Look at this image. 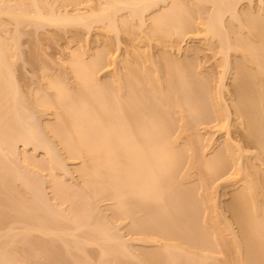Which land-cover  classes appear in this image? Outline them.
I'll list each match as a JSON object with an SVG mask.
<instances>
[{"label":"bare ground","instance_id":"6f19581e","mask_svg":"<svg viewBox=\"0 0 264 264\" xmlns=\"http://www.w3.org/2000/svg\"><path fill=\"white\" fill-rule=\"evenodd\" d=\"M93 2L0 0V153H19L11 160L22 162L10 170L0 154V264H264V0ZM95 26L106 38L94 45L75 33L76 44L50 69L41 35L51 27L89 34ZM43 27L48 32L38 33ZM198 31L216 46L213 71L194 57L198 49L190 47L193 56L181 45ZM28 32L41 35L31 34L20 54ZM123 35L129 41L120 54L114 44ZM22 59L47 64H34L42 71L36 90L19 82ZM212 122L214 130L238 129L253 151L229 136L214 147L201 133ZM19 142L43 149L42 168L57 190L58 180L76 173L80 198L92 201L83 202L90 217L71 210L72 179L59 185L71 194L57 193L71 202L46 182L56 200L44 199L45 177L34 178L42 191L30 176L42 161L24 147L23 154ZM217 180L232 188L224 207Z\"/></svg>","mask_w":264,"mask_h":264},{"label":"rangeland","instance_id":"374dc122","mask_svg":"<svg viewBox=\"0 0 264 264\" xmlns=\"http://www.w3.org/2000/svg\"><path fill=\"white\" fill-rule=\"evenodd\" d=\"M95 1H96V0H94L93 3H95ZM97 2H98V1H97ZM96 4H97V3H96ZM243 5H245V4H244V1H242L241 3H239V7L242 8ZM8 27H11V28L13 29V25H12V26L9 25ZM11 28L9 29V32H10ZM28 28H29V27H28ZM49 28H50V27H49ZM51 28H52V27H51ZM51 28L48 29V27H45V30H46V31H44V27H43V30L40 28L41 30H39L38 33H40V31L48 32V30H51L52 32H51V31H50V32L53 33V32L55 31L56 28L54 29V27H53V30H52ZM47 29H48V30H47ZM68 29H70V27H69ZM74 29H75V30H74ZM74 29H73L72 27H71V29L68 30V31H67V29H62L61 31H63V32H61L60 29H58V30L60 31V34H58V32H57V30H56V31H55L56 33L54 32V34H52V36H54L56 39H55L54 37H50L51 40H49V41H48V39H50V38H49L50 35H47V34H50V32H49V33H46V34H44V35H41V34H40L41 36H43V37H41L42 39H40V38H39V39H40L41 42L43 43L42 47H44L43 50H44V52H45V54L43 53V55H45V57H46V58H45V57H42V58L45 59V62H46L49 66H50V64H51L50 69H52V68L55 67V66H56L55 68H57V65H58L60 62H62V59H61V57H62L61 52H63L62 49L65 48V50L67 51V50H69L67 47L74 46V45L76 44V42H77V41H74V40H75L74 38H75L76 36H78V39H79V37H81V40H83V41L86 40V39L88 38V39H87L88 42L90 41V42L93 43V44H94V42L96 43L95 39H97V40H101V39H99V38H102V39H103V35H104V38H106V37H105V34H103V33H104L103 30L100 29V28H98V27H96V26H95L94 28H92V30H91V32H90L89 34H88L87 32H86V33H87V34H86V33L84 32L85 30H84L83 28L81 29V27H79V29L77 28V30H76V28H74ZM27 30H28V29H27ZM199 30H200V27H199ZM12 31H13V30H12ZM12 31H11V32H12ZM11 32H10V33H11ZM28 33H30V32H28ZM28 33H24V36L22 37V39H21V37H20V39H19V40H20V43H22V46H21V44L19 43V44H20V47L22 48V50H24V51L22 52V50L20 49V51L22 52V53H20V54H23V53H24V55H25V53H28V51H27L26 49L31 45V43H33V42L30 41L31 38H32L33 36H34V39L32 38L33 40H35V39L38 40V37H40L39 34H38V36L35 38V36H36L37 34H35V33H34V34H32V33L28 34ZM41 33H42V32H41ZM75 33H77V34H75ZM198 33H200V32H199V31L197 32V35H199L198 37H197V35H194L193 37L190 36L189 38H188V37L185 38V39H184L185 41L182 42L183 44L181 43V45H183L182 47H184V46L186 45L188 48L192 47V48H196V49H198L199 51L193 49L195 52H196V51L198 52V53H197V56H194L195 53H194V51H193L191 48H190L189 51H187L188 49H187V47H185V48L187 49V50H185V52H186V51H187L188 53L190 52L189 55L191 54V55H193L194 57H198V59H199V57H200V59H201L202 61L204 60V62L209 66V67H206V68H208V70H212V71H213V70L216 68L215 65L217 64V61L215 60L216 58H214V56H213V53H214V51H215V54H214V55H216L215 57H217V54H216V50H217V49H216V46H215V49H216V50H215V49H214V50H211V49L214 47L215 44L211 45L212 48L210 49L211 46L209 45V43H208V46H207V42H210V41L208 40V37H206L207 42L205 43L206 40H204V37L201 35L202 33H200V34H198ZM31 34H32L33 36H32V37H29ZM42 34H43V33H42ZM74 34H75L76 36H75ZM102 34H103V35H102ZM22 35H23V34H21V36H22ZM25 35H26V36H25ZM46 35H47L48 38L45 37ZM55 35H56V36H55ZM72 35H74L75 37L72 36ZM195 36H196V37H195ZM27 37L29 38V40H28ZM72 37H74V38H72ZM121 37H122V38H121ZM121 37L119 38V41L121 40L122 42L120 41L121 43H120V44L118 43L119 45L116 43L117 45L114 44V46H115V49H116L118 52H122V53H120V54H123V52H124L123 49L125 48V46H127V44H128L127 41H129V39H126V38H128L126 35H123V36H121ZM53 39H55V41L49 43V42L52 41ZM110 39H112L114 43H115V42H118V40L115 41V39H113V38H110ZM26 40H27V41H26ZM108 40H109V39H108ZM29 41H30L31 43H30ZM41 42H40V43H41ZM108 42H110V44H111V46H112V48H113L114 46H113L112 41L110 40V41H108ZM42 43H41V44H42ZM91 43L89 44V46H90L89 48H91V47H93V46L95 45V44L93 45V44H91ZM153 44H154V43H153ZM69 45H70V46H69ZM92 45H93V46H92ZM154 45H155V44H154ZM152 46H153V45H152ZM202 47H203V48H202ZM205 47H206V48H205ZM66 48H67V49H66ZM151 48H152V51H153V49L155 48L154 51L157 52V49H158V48L156 47V45L153 46V47H151ZM185 48H184V49H185ZM201 48H202V49H201ZM113 49H114V48H113ZM184 49L182 48V50L180 51V53H181L180 55L183 54L182 51H184ZM200 49H201V51H200ZM25 50H26V51H25ZM122 50H123V51H122ZM191 51H193V54H192ZM64 52H65V51H64ZM188 53H187V54H188ZM62 54H63V53H62ZM175 54H176V53H175ZM26 55H28V54H26ZM65 55H66V53H65L63 56H65ZM22 56H23V55H21L20 57H22ZM28 56H29V55H28ZM28 56H26V58H29ZM20 57H19V59H21ZM65 57H66V56H65ZM65 57H63V58H65ZM22 58H24V57H22ZM19 59H18V60H19ZM46 59H48V60H55L56 63H57L56 60H59V61H60V59H61V61H60V62L58 61V63L55 64V65H54V63H53V65H52V62H54V61H52V62L50 61V63H48L49 61H48V60L46 61ZM18 60H17V61H18ZM63 60H64V59H63ZM214 60L216 61V63H215ZM217 60H218V57H217ZM28 61H29V60L22 59V60L19 62L20 65H19L18 62L16 63V64H18V65H16V66H18V67H16V68H17V71H18V73L16 72V74H17V77L20 79L19 82L21 81L23 85H25V84H30V85H28V87L30 88L31 85H32V87H34L33 82H37V83L40 84L39 81H40V80L42 81V79H41V78H42V77H41V76H42V73H41L42 71L40 72V70H41V69H40V68H41L40 65L44 62V60H41L42 62H39V63H41L40 65H39V63L36 64V63H34V62H32L33 64H31V60L29 61L30 63H29ZM45 62H44V65L47 66V64H45ZM213 63H214V65H212ZM21 64H22V65H21ZM34 64L37 65V66H40V68L38 67L40 70H38L37 67L35 68V65H34ZM207 65H205V66H207ZM20 66H21L22 70H21ZM49 66H48V69H49ZM52 66H53V67H52ZM213 66H214L215 68H214ZM210 67H213L214 69H213V68H210ZM18 68H20V70L22 71V74L19 72L20 70H19ZM53 69H54V68H53ZM54 70H55V69H54ZM54 70H53V71H54ZM18 74H19V75L21 74V75L19 76ZM40 74H41V76H39ZM103 74H105V72H103L102 75H103ZM229 76H230V75H229ZM20 77H22V79H21ZM38 77H39V78H38ZM38 79H39V80H38ZM230 79H231V78L228 77V79H227L226 81L229 80V82H231ZM22 80H23V81H22ZM35 80H36V81H35ZM34 84H35V83H34ZM20 85H21V84H20ZM36 85H37V84H36ZM21 87H22L23 90H26V89L28 88V87H26V86H22V85H21ZM23 87H25L26 89L23 88ZM32 87H31V88H32ZM35 87H36V86H35ZM35 87H34L33 89H31V90H32V91H33V90H36ZM37 87H38V86H37ZM37 87H36V88H37ZM27 90H28V89H27ZM29 91H30V90H29ZM25 92H26V91H25ZM27 92H28V91H27ZM48 116H49V114H48L47 116L43 117V118H47ZM40 120H41L40 122H42L43 119H40ZM213 124H214V122L210 123V124H209V127H206V129H205V128H202L201 133H202V136H204V137H209V136H210V137H213V138L215 139V140H214V141H215V142H214V147H217V145L219 146L220 141L223 142L222 140L225 138V136H229V137L232 139V141L241 142V144H242L247 150L253 151V148H252L253 146L251 147L247 142L243 141V138H242V136H241V133H240V131H239L238 129H236V128H233V129H232V128H231L230 131L227 133V131H225V130H214V129H212L211 126H212ZM207 135H208V136H207ZM1 141H2V142H1ZM1 141H0V142L2 143V145H5V144L3 143L4 141H3L2 139H1ZM216 141H217V142H216ZM20 143H21V142H19L18 145L21 146V147L18 146V148H20L19 150H22V149H23L22 147H24V146L22 145V143H21V144H20ZM215 143H216V144H215ZM217 143H218V144H217ZM245 143H247L248 145L245 144ZM28 147H29V146H28ZM24 148L26 149V152L28 151V152L31 153V155L33 154V155H34V158L36 157V158L34 159L33 162H35L36 160H37L36 162H38V160H39V164H40V161H42V160H41V157L43 158V154H44V153H43V149L41 148L42 151H41L40 148H39V150H35V149H34V150H35V151H34L33 148H35V147H33V145H31L30 148H26V147H24ZM1 149H2V148L0 147V151H1ZM25 149H23L24 152H25ZM27 149H29V150H27ZM23 150H22V152H23ZM8 152H10V151H8ZM19 152L21 153V151H19ZM24 152H23V154H24ZM26 152H25V153H26ZM6 153H7V152H6ZM15 153H16V152H13V154H14L15 156H17V159H18V156H19L18 154H19V153H18L17 155H16ZM30 153H28L29 155H28V154H26V155L30 156ZM0 154H1L2 156H3V155H6L5 158H4V156H3V158H4V160L6 159V162L8 161V163L4 162V164L6 163V166H5L4 164H2V163H1V164L4 165L5 167H7V165L12 161L11 159L13 158L14 155H13L12 158L10 159V158L7 156V154H5V153H4V154L0 153ZM35 154H36V155H35ZM9 155H12V154H9ZM21 155H22V153H21ZM21 155H20L19 159L22 158ZM2 156H0V157H2ZM6 157H8L9 159L6 158ZM10 157H11V156H10ZM44 157H45V155H44ZM14 158H16V157H14ZM14 158H13V160L15 161ZM31 159L33 160V158H31ZM0 160H1V159H0ZM9 160H10V161H9ZM20 160H21V159H20ZM44 160L46 161L47 159L44 158ZM44 160H43L42 163H41V167H39V164H38V167H39L41 170H40L39 168H37V170H35V171H37V173L35 172V174L32 173V174H33V175H32V174H31V171L29 170V168H28V169L26 168V169L29 170V173H28V174H31V175H30L31 178L33 177V179L36 178L37 180H39V178H40V180L42 181V179L45 177L44 180H45V179H46V180H45V181H42V183H43V182H44V183L46 182V183L49 185V184H51V183H50V180H49V177H50V179H52L53 177H51V176H52L53 174L51 175V174H48V173H47L49 169H43V168H45L44 165L47 164V162H45L46 164L43 163ZM14 161L11 162V163H13L12 165H11V164L8 165V168L11 167V168H9L10 170H12V166L14 167V166L17 164V163L15 164L16 161H15V162H14ZM18 161H19V160H18ZM1 162H3V160H1ZM36 162H35V163H36ZM14 164H15V165H14ZM18 164H19V163H18ZM18 164L16 165V167H18ZM20 164H22V162H21ZM20 164H19V165H20ZM2 165H0V166H2ZM10 165H11V166H10ZM69 165H72V163H70ZM4 166L2 167V170H1L2 172H3L4 169H5V172L7 171L6 168H4ZM48 166H49V165H47V168H49ZM73 166H74V165H72V167H73ZM16 167H14L13 170H16V169H17ZM22 167H23V165H22L21 167L19 166L20 169H21ZM42 167H43V168H42ZM70 167H71V166H70ZM8 168H7V169H8ZM15 168H16V169H15ZM24 168H25V167H23L22 169H24ZM9 169H8V170H9ZM20 169H19L18 171L21 173L20 175H22V172H23L24 170H22V172H21ZM26 169H25V170H26ZM38 169H39V170H38ZM42 169L45 170V171H43ZM57 170H58V169H57ZM57 170H56V171L53 170V171H54L56 174H59L60 170H59V172H58ZM16 171H17V170H16ZM16 171H15V172L12 171V172H13L12 174H15ZM53 171H52V172H53ZM7 172L10 173L11 171H7ZM19 172H18V174H19ZM45 172H46V173H45ZM49 172H50V171H49ZM3 173H4V172H3ZM44 173H45V174H44ZM55 173H54V175H55ZM62 173H63V172H62ZM62 173L60 172L59 175H61ZM10 174H11V173H10ZM16 174H17V173H16ZM46 174H48L49 176L46 175ZM72 174H73L74 176H76V175H75L76 173H72ZM72 174H69V175L71 176ZM20 175H19V177L21 178L22 176H20ZM59 175H56V176L58 177ZM62 175H63L64 177L66 176L65 173L62 174ZM46 176H47L48 178H46ZM63 176H60V178H62V180H63ZM70 176H69V177H70ZM74 176H73V177H74ZM23 177H24V178L27 177L26 174H25V176H24V172H23ZM41 177H42V178H41ZM69 177H68V175H67V176L64 178L63 181L66 182V181L69 180L68 183H70V181H71V179H72V182H73V180H74L73 187H75L76 185H78V184H77V181H78V177H77V176L75 177V179L72 178V177H70V178H69ZM20 178H19V181H20ZM27 178H28V177H27ZM31 178H30V180H32L33 183H34L35 181L37 182V183H36L37 186H35V187L37 188L38 185H39V183H41V181L38 183V181H37L36 179H34V180H35V181H34V180L31 179ZM67 178H69V179H67ZM22 179H23V178H22ZM22 179H21V182H20V183L17 181L18 179H17V180H14V182H15V183L18 182L19 185H18V184H17V185L20 187V184H22ZM54 179H55V178H54ZM65 179H66V180H65ZM76 179H77V181L75 182ZM27 180H29V178H28ZM47 181H49V182H47ZM56 181H57V180H56ZM59 181H60V180H58V183H59ZM217 181H218V180H217ZM220 181H221V180H220ZM53 182H55V180H54ZM60 182H61V181H60ZM65 182H64V184H66ZM15 183L13 184V181H12V184H13L14 186H16L17 188H19ZM44 183H43V186H44V188H46L45 191H46V193L48 194V195L46 194V195H47V196H46V195L42 192V194L45 195V196L43 195V197H44V199H45L46 197L50 196V194L53 192V191H51V190L47 191V188H48L49 186H50L49 188H51V186H54V185L51 184V185L48 186L46 183H45V184H44ZM56 183H57V182H56ZM58 183H57V185H56V187H58V190H57V189L55 188V186H54V190L57 191V192H56V191L53 192V193H55L54 195H58V196H59L60 193H61L60 195H62V193H63V194L67 193L68 191L66 192V191H64V190H61L62 188H61V186H59V185H61V184H63V183H61V184H60V183L58 184ZM68 183H67V184H68ZM216 183H217V182H216ZM31 184H32V182H31ZM36 184H32V185L34 186V185H36ZM64 184H63V186H65ZM67 184H66V185H67ZM74 184H75V186H74ZM217 184H218V185L215 184V185H216V193H217L216 195H217V199L219 200V201H218V200H217V201H218L219 204L223 205L224 202H225L226 200L228 201V199H229V195H231V194H229V193H230V191H231L232 188H231L230 186H229V187H228V186H225V184H223L222 182L219 183V181H218ZM47 186H48V187H47ZM41 187H42V185L40 184V185H39V189H40ZM59 187H60V188H59ZM42 188H43V187H42ZM42 188H41L40 190L43 191ZM77 188H78L79 190H78V189H77V190L74 189V192H73V188H71V189H72V194H73V193H74V195L76 194L75 197L78 196L77 191H78V193H79V191H80L79 185L77 186ZM37 189H38V188H37ZM39 189H38V190H39ZM51 189H52V188H51ZM59 189H60V192H59ZM67 189H69L68 186H67ZM71 189H69L70 191L68 192V193H70V194H71ZM75 190H76V193H75ZM45 191H44V192H45ZM61 191H64V192H61ZM40 192H41V191H40ZM50 192H51V193H50ZM58 192H59V194H57ZM49 193H50V194H49ZM53 193H52L51 195H53ZM68 193L65 194V195H68ZM81 193H83V192L80 191L79 196H78L79 198H77V197L75 198V197H74V199H76V200L74 201V204H75V205H73V201H72V205L75 206V207H71V210H73V208H74V211H76L75 213L78 212V209H79V212H81V213L84 212L85 209H86V208H84V211H83V207H84V206L86 207V204H87V203H86V204H85V203L83 204V202H88V201H87L86 199H84V200H86V201H83L82 198L85 197V195L83 194V195L81 196V195H80ZM70 194H69V195H70ZM30 195H31V194L29 193V195H27V196H30ZM63 196H64V195H63ZM71 196L73 197V195H70V196H68L67 198H70ZM56 197H57V196H56ZM59 197H62V196H59ZM64 197L66 198V196H64ZM80 197H82V198H80ZM48 198H49V197H48ZM48 198H47V200H46V199H45V200L48 201ZM54 198H55V197H54ZM57 198H58V197H57ZM62 198H63V197H62ZM62 198H61V199H62ZM65 198H63L64 201L62 200L63 202H65ZM85 198H86V197H85ZM49 199L51 200V202H53V200H56V199H53V197H51V196H50ZM58 199H59V198H58ZM58 199H57V201H58ZM61 199H60V200H61ZM50 200H49V201H50ZM67 200H68V202H69V201L71 202V198H70V200H69V199H67ZM67 200H66V202H67ZM57 201H56V202H57ZM44 202H45V201H44ZM56 202L54 201L53 205H55V206L59 205V202H57L58 204H56ZM60 202H61V201H60ZM66 202H65V203H66ZM45 203H47V202H45ZM49 203H50V202H48L47 204L50 205L49 207H51V204H49ZM65 203H63V205H64ZM89 203H92V201H91V202L89 201L87 205H89ZM102 203H103V205H102ZM102 203H101L102 207H103V206L105 207L104 202H102ZM105 203H106V202H105ZM47 204H46V205H47ZM68 204L70 205V203H68ZM60 205H61V204H60ZM60 205H59V206H60ZM63 205L60 206V207H64V206H65L64 208L68 211V209L66 208V204H65L64 206H63ZM72 205H71V206H72ZM77 205H78V207H79L80 205H82V208H81V206H80V208H81L82 210H81L80 208H77ZM106 205H107V203H106ZM55 206H54V207H55ZM59 206H57V208H60ZM224 206H225V205H223V207H224ZM52 207H53V206H52ZM67 207H68V206H67ZM91 207H92V205L90 206V208H91ZM98 207H99V206H98ZM100 207H101V206H100ZM57 208H56V210H57ZM64 208H62L63 211H62V210H61V211H60V210H59V211L57 210V211H58V212H62V213H63V212H66V211H64ZM76 208H77V209H76ZM88 208H89V206H88ZM90 208H89V209H90ZM92 208L94 209V207H92ZM92 208H91V209H92ZM51 209H52V208H51ZM53 209H54V208H53ZM60 209H61V208H60ZM93 209H92V211H93ZM100 209H101V208H100ZM100 209H99V211H100ZM103 209H104V208H103ZM105 209H106V207H105ZM105 209H104V210H105ZM222 209H224V208H222ZM87 210H88V209H87ZM87 210H86V211H87ZM104 210H103V211H104ZM224 210H225V209H224ZM69 211H70V210H69ZM74 211H73V212H74ZM86 211H85V212H86ZM89 211H91V210H88V212H89ZM103 211H102V213H101V211L98 212V215L100 214V216H103V217H105V218H106L107 216H110V215H109V214H110V211H109V213H107V216H106V212L108 211V209H107V211L105 210L106 212H105V211L103 212ZM70 212H72V211H70ZM88 212H86V214H88ZM91 213H92V216L94 217L93 212H91ZM78 214H80V213H78ZM83 214H84V213H83ZM83 214H81V215L83 216ZM74 215H76V214H74ZM88 215H89V217H90L91 214L89 213ZM76 216H77V215H76ZM84 216H85V215H84ZM79 217H81V216H79ZM85 217H87V216H85ZM89 217H87V218H89ZM82 218L84 219V217H82ZM82 218H81V219H82ZM110 218H111V217H110ZM110 218L108 217L107 219H110ZM87 220H88V219H87ZM87 220H86V221L84 220V221L87 222ZM89 220H92V219L90 218ZM89 220H88V221H89ZM82 221H83V220H82ZM84 221H83V222H84ZM124 226H125V224H124ZM124 226H120V227H121V230H120L119 227H118V229H119L120 231H125L126 228H125ZM124 228H125V230H123ZM115 229H116V228H115ZM115 229H114V230H115ZM118 229H117V230H118ZM114 230H113V231H114ZM127 230H128V229H127ZM120 231H119V232H120ZM128 231H129V230H128ZM128 231H127V232H128ZM116 232H117V231H116ZM127 232H126V233H127ZM122 233H123V232H121V235H122ZM126 233H125V234H126ZM130 234H131V233H127L126 236L128 235V236L130 237V236H131ZM124 236H125V235H124V233H123V237H124ZM126 236H125V237H126ZM125 237H124V238H125ZM129 237H128V238H129ZM128 238L126 237V239H128ZM91 248H93V247H91ZM95 250H96V249H94V251H95ZM96 252H97V251H95V254H97ZM19 254H20V253H19ZM95 254H94V256H95ZM32 260L35 261L36 259H32ZM32 260L30 259V261L33 262V263H31V262L29 261L30 264H34V263H35V262L32 261ZM39 262H41V261H38V264H39ZM17 264H18V263H17ZM19 264H21V263H19ZM43 264H46V263H43Z\"/></svg>","mask_w":264,"mask_h":264}]
</instances>
